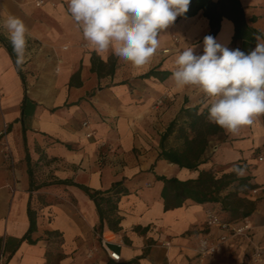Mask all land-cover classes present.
<instances>
[{
  "label": "crops",
  "instance_id": "crops-1",
  "mask_svg": "<svg viewBox=\"0 0 264 264\" xmlns=\"http://www.w3.org/2000/svg\"><path fill=\"white\" fill-rule=\"evenodd\" d=\"M36 1L0 0L5 262L264 264V115L254 127L226 133L208 120L198 90L177 91L171 79L176 55L187 47L203 54L211 28L202 9L190 4L160 34L150 63L133 68L88 45L67 0ZM240 2L249 26L264 34V0ZM9 14L28 28L22 68L3 27ZM233 33L223 18L213 37L241 50ZM191 110L194 120L186 113ZM210 126L217 131L209 133ZM5 143L12 161L4 157ZM166 151L189 157L190 165L164 159ZM184 184L200 191L198 200L182 196ZM208 213L229 227H207Z\"/></svg>",
  "mask_w": 264,
  "mask_h": 264
},
{
  "label": "clouds",
  "instance_id": "clouds-1",
  "mask_svg": "<svg viewBox=\"0 0 264 264\" xmlns=\"http://www.w3.org/2000/svg\"><path fill=\"white\" fill-rule=\"evenodd\" d=\"M190 3L191 0H67V13L95 52H111L133 68H141L157 52L163 30L184 15ZM0 16H4L2 10ZM3 27L16 54L15 64L22 68L28 28L22 19L10 14ZM256 40L255 48L246 53L224 47L208 35L203 40V54L197 55L187 47L174 58L171 79L175 90H198L208 120L232 135L244 127H254L264 115V37ZM234 171L242 174L239 167Z\"/></svg>",
  "mask_w": 264,
  "mask_h": 264
},
{
  "label": "trees",
  "instance_id": "trees-1",
  "mask_svg": "<svg viewBox=\"0 0 264 264\" xmlns=\"http://www.w3.org/2000/svg\"><path fill=\"white\" fill-rule=\"evenodd\" d=\"M191 5L193 4L194 11H198L199 9H202L203 16L206 17L209 21V25L211 28V36H215L217 32L220 29L221 21L223 18H226L230 20L233 23L234 27V33H233V41H241V51L249 52L252 50L253 46L257 43L256 37H264V34L256 30L255 28L249 26L248 19L245 16L243 6L240 2V0H218L217 2H213L211 0H201L200 3L197 0H191ZM194 12V13H195ZM255 18L250 19V21H254ZM264 42V40H262ZM190 117L194 118L196 117L195 110L187 111L186 112ZM195 123V122H194ZM193 123V126L195 127V124ZM217 131V126H210L208 129L209 133H213ZM199 132V136H200ZM202 140H199V145H201ZM198 147V148H197ZM193 149V152H200L201 147L196 146ZM197 150V151H196ZM192 151V150H191ZM161 157L164 159L177 163L180 166H189V157H181L176 155L172 152H162ZM196 157V155H195ZM165 181V190L168 188L166 187V184L169 183L168 180ZM180 190L183 197L185 196H193L198 200L200 191L198 190H189L185 187ZM87 191V190H86ZM89 196L94 197L93 193H90L87 191ZM200 199V198H199Z\"/></svg>",
  "mask_w": 264,
  "mask_h": 264
},
{
  "label": "built area",
  "instance_id": "built-area-1",
  "mask_svg": "<svg viewBox=\"0 0 264 264\" xmlns=\"http://www.w3.org/2000/svg\"><path fill=\"white\" fill-rule=\"evenodd\" d=\"M42 4V0H37L36 1V5L37 6H40ZM88 123L87 122H83V126H87ZM92 134L91 133H88L87 136H91ZM3 154H4V157L7 158L8 160L12 161V154H11V150L8 146V144H4L3 145ZM259 160H262V158H259ZM205 224L207 227H211V226H216V227H219V228H222V229H227L229 226L228 224L222 222V220H220V218L214 214V213H208L207 214V217H206V220H205ZM244 230H245V227L244 228H235L233 229L234 231V234H242L244 233ZM226 238H222V240L224 241ZM109 257L113 260H118L119 259V256L117 253L115 252H109ZM262 255V251H261V248H258L255 250L254 252V259L255 260H258ZM0 264H7L5 262V257H4V252H3V249H0Z\"/></svg>",
  "mask_w": 264,
  "mask_h": 264
}]
</instances>
